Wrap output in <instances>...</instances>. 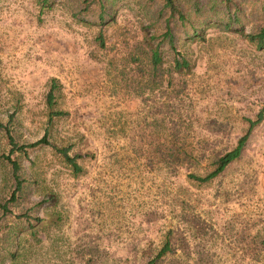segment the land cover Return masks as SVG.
I'll return each mask as SVG.
<instances>
[{"label": "rangeland", "instance_id": "obj_1", "mask_svg": "<svg viewBox=\"0 0 264 264\" xmlns=\"http://www.w3.org/2000/svg\"><path fill=\"white\" fill-rule=\"evenodd\" d=\"M244 2L248 32L264 0ZM74 13L71 0H0V264H145L167 240L154 264H264V114L222 173L189 176L211 170L261 110L264 47L211 24L175 46L186 69L161 45L155 71L140 0H115L101 25ZM4 127L18 144L46 134L69 147L78 169L47 144L10 152ZM7 155L25 178L14 199Z\"/></svg>", "mask_w": 264, "mask_h": 264}, {"label": "trees", "instance_id": "obj_2", "mask_svg": "<svg viewBox=\"0 0 264 264\" xmlns=\"http://www.w3.org/2000/svg\"><path fill=\"white\" fill-rule=\"evenodd\" d=\"M76 8V13L92 15L99 22L98 24H106L109 20L115 18V0H71ZM144 15L147 17V23L144 26L143 40L146 43L147 49L142 52L147 63L156 71L162 64L161 45L169 46L175 53L174 68L176 70L186 69L189 62L176 51L175 46L182 39L193 41L202 39L203 32L208 25L219 24L224 30L233 31L241 34L249 42L254 43L257 48L264 47V17L260 23L253 24L248 32L244 31L243 19L246 16V8L244 7L245 0H140ZM40 8L49 6L50 0H36ZM248 15L259 17L264 15V6L249 7ZM76 13H74L76 15ZM82 18V17H81ZM83 19V18H82ZM85 20V19H83ZM153 26H155L153 28ZM98 40L102 45V30L99 31ZM152 41H155L154 43ZM142 57L135 54L129 56V61L140 64ZM52 84L47 94V102L52 104L53 88ZM62 114L61 111L49 114V121L53 115ZM264 114V104L261 110L257 113L254 120L247 119L249 124L248 130L237 140L234 148L226 151L214 160V167L203 175H189L193 180L200 183L208 182L224 171L226 166L237 159L242 151V148L248 138L251 128L259 123ZM8 134V128L4 127ZM8 142L10 144V152L26 153L28 148L35 147L39 144H47L55 151L60 153L66 162L75 170L78 169L75 159L79 155H69V147H57L52 144L46 134L40 139L29 144H18L13 137L8 134ZM11 165L15 189L11 196L14 199L16 193H20L24 187L25 178L21 175V164L17 159L10 158L9 155L4 157ZM5 208V205H1ZM26 220L30 218L26 214ZM34 224L39 225L44 222L43 218L34 217ZM34 226V225H31ZM171 251L170 242L167 240L158 250L156 255L147 261L145 264H154L155 261ZM14 254H12L13 256Z\"/></svg>", "mask_w": 264, "mask_h": 264}]
</instances>
